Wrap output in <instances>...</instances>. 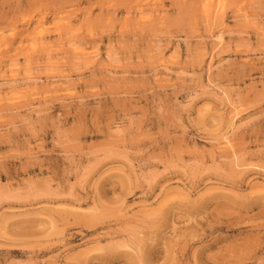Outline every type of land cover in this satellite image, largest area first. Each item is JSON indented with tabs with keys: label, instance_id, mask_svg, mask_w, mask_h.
Returning a JSON list of instances; mask_svg holds the SVG:
<instances>
[{
	"label": "rangeland",
	"instance_id": "obj_1",
	"mask_svg": "<svg viewBox=\"0 0 264 264\" xmlns=\"http://www.w3.org/2000/svg\"><path fill=\"white\" fill-rule=\"evenodd\" d=\"M0 264H264V0H0Z\"/></svg>",
	"mask_w": 264,
	"mask_h": 264
},
{
	"label": "bare ground",
	"instance_id": "obj_2",
	"mask_svg": "<svg viewBox=\"0 0 264 264\" xmlns=\"http://www.w3.org/2000/svg\"><path fill=\"white\" fill-rule=\"evenodd\" d=\"M221 7V6H220ZM222 10V9H221Z\"/></svg>",
	"mask_w": 264,
	"mask_h": 264
}]
</instances>
